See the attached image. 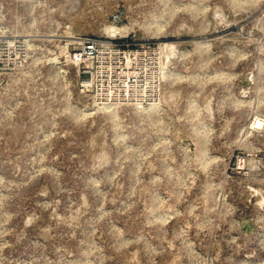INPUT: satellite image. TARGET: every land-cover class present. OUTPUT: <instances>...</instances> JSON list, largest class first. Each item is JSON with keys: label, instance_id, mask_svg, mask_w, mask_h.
Wrapping results in <instances>:
<instances>
[{"label": "rangeland", "instance_id": "rangeland-1", "mask_svg": "<svg viewBox=\"0 0 264 264\" xmlns=\"http://www.w3.org/2000/svg\"><path fill=\"white\" fill-rule=\"evenodd\" d=\"M0 264H264V0H0Z\"/></svg>", "mask_w": 264, "mask_h": 264}, {"label": "built area", "instance_id": "built-area-1", "mask_svg": "<svg viewBox=\"0 0 264 264\" xmlns=\"http://www.w3.org/2000/svg\"><path fill=\"white\" fill-rule=\"evenodd\" d=\"M88 46L83 47V51L81 53H75L74 58L76 61H81L82 58L86 57L88 52L92 51V46L87 43Z\"/></svg>", "mask_w": 264, "mask_h": 264}, {"label": "bare ground", "instance_id": "bare-ground-1", "mask_svg": "<svg viewBox=\"0 0 264 264\" xmlns=\"http://www.w3.org/2000/svg\"><path fill=\"white\" fill-rule=\"evenodd\" d=\"M259 123H260V122L258 121L257 124H259ZM260 124H261V123H260ZM260 124H259V125H260ZM259 125H257V126H259Z\"/></svg>", "mask_w": 264, "mask_h": 264}]
</instances>
